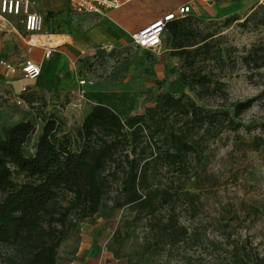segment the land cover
<instances>
[{
  "label": "rangeland",
  "instance_id": "rangeland-1",
  "mask_svg": "<svg viewBox=\"0 0 264 264\" xmlns=\"http://www.w3.org/2000/svg\"><path fill=\"white\" fill-rule=\"evenodd\" d=\"M210 4V17L194 12L184 17L190 35L197 41L205 37L209 46L210 59L190 75L199 72L207 76L210 85H219L223 91L200 100L187 88L176 89L174 82L180 85L182 70L180 60L170 55L166 31L156 52L131 43L123 55L107 49L66 54L64 45L53 47L38 87L22 95L23 104L17 105L10 86L17 92L20 84L9 83L7 78L18 76L30 39L19 20L0 21V62L10 63L16 70L7 75L0 64V130L19 121L33 123L36 133L24 147L27 155L33 152L43 121L48 118L56 121L58 135L70 137L74 149L82 148L85 142L77 132L84 117L98 104L109 107L123 120L154 106L160 92L174 96L184 93L205 110L227 109L230 113L233 103L254 100L236 120L239 127L235 131L226 130L208 143L196 169L200 178L184 181L183 191L198 195L190 205L180 200L176 206L179 223L188 232L195 231L191 240L162 249L159 238L149 230L153 220L136 221L127 206L114 208L119 174L106 171L108 188L101 210L79 223L61 244L57 264H89L87 259L99 258L102 264H127V255H135L140 247L148 252L141 264H236L229 256L234 248L236 255L246 254L245 264H264V143L257 151L250 148L256 138L264 140V67L255 69L247 60L251 49L264 45V26H240L254 7L264 5V0H212ZM49 13L43 16V34H59L61 29L72 32L80 17L68 9ZM229 18L236 20L225 22ZM158 65L164 68L163 77L155 72ZM81 79L86 82L83 88L78 84ZM157 179L164 184L170 176L161 172ZM182 183L176 182L174 187ZM223 232L231 233L230 242L222 238ZM3 253L0 249V261Z\"/></svg>",
  "mask_w": 264,
  "mask_h": 264
},
{
  "label": "trees",
  "instance_id": "trees-1",
  "mask_svg": "<svg viewBox=\"0 0 264 264\" xmlns=\"http://www.w3.org/2000/svg\"><path fill=\"white\" fill-rule=\"evenodd\" d=\"M187 23L186 18L170 21L164 31L170 37V55L180 60L178 82L198 100L221 95L220 86L210 85L207 76L189 73L200 71L196 69L210 57L206 38L197 41ZM240 26H264V5L254 7ZM247 60L255 69L264 67V45L251 49ZM253 101L233 103L230 113L205 110L184 93L160 92L154 106L123 120L98 104L77 132L85 142L82 148L74 149L70 137L58 135L56 121L48 118L28 155L24 147L36 133L33 123L19 121L0 130V249L4 251L0 264H57L61 244L79 223L101 210L108 188L106 171L119 174L114 208L127 206L136 221L153 220L149 230L162 249L191 240L195 231L190 233L179 223L176 206L180 200L190 205L198 195L183 191L184 181L200 178L196 169L208 143L226 130L235 131L236 120ZM263 143L258 137L250 148L257 151ZM161 172L170 176L164 184L157 179ZM222 238L230 242L231 233L223 232ZM235 252L230 251V258L245 264L246 254ZM147 253L140 247L135 255H127V264H141Z\"/></svg>",
  "mask_w": 264,
  "mask_h": 264
},
{
  "label": "crops",
  "instance_id": "crops-1",
  "mask_svg": "<svg viewBox=\"0 0 264 264\" xmlns=\"http://www.w3.org/2000/svg\"><path fill=\"white\" fill-rule=\"evenodd\" d=\"M33 1L34 3L31 10L42 16L49 12H58L65 9L71 11L68 0ZM184 4H189L191 6V13L194 12L197 16L210 17L211 4L210 2L202 0H132L117 9L108 10L100 15L77 14L80 15V17L77 18L76 28L72 32H69L67 29H61L59 34H43L41 30L38 34L31 37L24 31L20 17H0V21L8 18L19 20L24 33L29 39L31 38L28 40L29 48L25 60H31L41 64V72L35 86L29 89L28 92H30L38 87L40 77L52 54L53 47L64 45L66 54L76 53L78 55H83L91 54L97 49H107L109 52L113 51L123 55L125 54V47L130 44L129 35L131 33L144 29L155 20L163 17L167 13L174 12L178 7ZM49 36L62 39L63 42L53 47L50 44L45 45L44 41H47V37ZM40 39L43 41H40ZM47 51H50V55L48 58H45L44 53ZM53 66H55V64ZM163 71V66H156L155 72L158 73V77H163ZM13 81H17L20 84V89L17 92L10 86L15 96H18L22 89L20 73L14 79L7 78V82L11 83ZM174 84H176V89L182 90L181 85L177 82H174ZM86 263L102 264V261L101 258L95 260L87 259Z\"/></svg>",
  "mask_w": 264,
  "mask_h": 264
},
{
  "label": "built area",
  "instance_id": "built-area-1",
  "mask_svg": "<svg viewBox=\"0 0 264 264\" xmlns=\"http://www.w3.org/2000/svg\"><path fill=\"white\" fill-rule=\"evenodd\" d=\"M130 1L132 0H68L70 10L80 15H100L108 10L117 9ZM202 1L211 2L212 0ZM33 3V0H0V17H20L24 31L32 37L42 30L44 22L42 15L31 10ZM190 13L191 6L189 4L181 5L174 12L167 13L144 29L131 33L129 35L130 43L136 48L156 52L161 48V38L166 24L173 20L183 19ZM49 55L50 51L44 53L45 58H48ZM0 64L7 75H12L16 72L10 63L0 62ZM40 72L41 64L39 63L25 60L21 64L19 73L22 80V89L20 94L15 98L17 105L23 104L20 97L28 93L29 89L35 86ZM78 84L83 88L86 82L81 79ZM83 93L84 91L81 89L79 94L83 96Z\"/></svg>",
  "mask_w": 264,
  "mask_h": 264
},
{
  "label": "bare ground",
  "instance_id": "bare-ground-1",
  "mask_svg": "<svg viewBox=\"0 0 264 264\" xmlns=\"http://www.w3.org/2000/svg\"><path fill=\"white\" fill-rule=\"evenodd\" d=\"M40 41H43V40L40 39ZM44 42H45V45L50 44L53 47V46H57V45L61 44L63 42V40L62 39H57V38H55L53 36H49V37H47V41H44Z\"/></svg>",
  "mask_w": 264,
  "mask_h": 264
}]
</instances>
